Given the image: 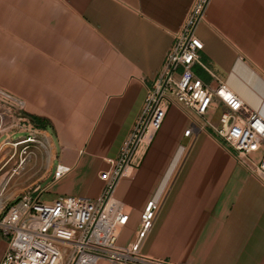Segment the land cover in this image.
I'll use <instances>...</instances> for the list:
<instances>
[{
	"label": "crops",
	"instance_id": "0c3cea01",
	"mask_svg": "<svg viewBox=\"0 0 264 264\" xmlns=\"http://www.w3.org/2000/svg\"><path fill=\"white\" fill-rule=\"evenodd\" d=\"M195 2L0 0V87L52 130L45 193L101 194L99 174L119 158ZM194 34L214 76L197 64L194 72L212 87L216 77L225 81L264 119V0H207ZM221 109L209 110L212 121ZM192 118L169 105L152 139L133 152L114 188L129 209L117 242L136 238L145 204L157 197L143 254L180 264H264V184ZM5 249L0 234V260Z\"/></svg>",
	"mask_w": 264,
	"mask_h": 264
},
{
	"label": "built area",
	"instance_id": "2783aa9c",
	"mask_svg": "<svg viewBox=\"0 0 264 264\" xmlns=\"http://www.w3.org/2000/svg\"><path fill=\"white\" fill-rule=\"evenodd\" d=\"M206 1L196 0L191 7L165 56L157 86L146 98L142 116L119 158L109 159L111 169L99 174L104 187L97 198L62 195L46 200L42 189L9 198L3 195L6 185L0 186V234L6 241L0 264H98L101 259L115 264H180L143 254L140 249L161 200L152 197L147 201L136 238L121 245L117 239L128 221L129 209L114 195L116 183L130 164L133 152L144 140L148 143L152 139L171 104L190 110L193 122L200 129H209L233 151L235 160L264 184V119L225 81L216 77V85L212 87L193 70L197 64L214 76L201 60L203 42L194 34ZM177 68L180 71L176 74ZM215 104L222 106L216 122L208 116ZM11 110L26 114L25 103L0 87V128L4 114ZM192 131L190 127L185 134ZM34 140L28 136L14 144Z\"/></svg>",
	"mask_w": 264,
	"mask_h": 264
},
{
	"label": "rangeland",
	"instance_id": "374dc122",
	"mask_svg": "<svg viewBox=\"0 0 264 264\" xmlns=\"http://www.w3.org/2000/svg\"><path fill=\"white\" fill-rule=\"evenodd\" d=\"M0 130V186L6 185L3 195L14 198L35 193L48 180L47 172L52 162V130L38 126L32 118L11 110L4 114ZM34 141L20 142L25 138ZM45 199L53 197L44 193Z\"/></svg>",
	"mask_w": 264,
	"mask_h": 264
},
{
	"label": "trees",
	"instance_id": "16d2710c",
	"mask_svg": "<svg viewBox=\"0 0 264 264\" xmlns=\"http://www.w3.org/2000/svg\"><path fill=\"white\" fill-rule=\"evenodd\" d=\"M37 121H38V120H37ZM37 125H38V126H42V124H41L40 122H37Z\"/></svg>",
	"mask_w": 264,
	"mask_h": 264
},
{
	"label": "bare ground",
	"instance_id": "6f19581e",
	"mask_svg": "<svg viewBox=\"0 0 264 264\" xmlns=\"http://www.w3.org/2000/svg\"><path fill=\"white\" fill-rule=\"evenodd\" d=\"M144 141H147V139H146V140H144Z\"/></svg>",
	"mask_w": 264,
	"mask_h": 264
}]
</instances>
